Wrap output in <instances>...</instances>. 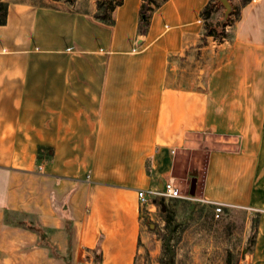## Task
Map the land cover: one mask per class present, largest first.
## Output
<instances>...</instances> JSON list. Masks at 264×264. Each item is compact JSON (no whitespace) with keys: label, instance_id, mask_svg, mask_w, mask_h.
<instances>
[{"label":"crops","instance_id":"0c3cea01","mask_svg":"<svg viewBox=\"0 0 264 264\" xmlns=\"http://www.w3.org/2000/svg\"><path fill=\"white\" fill-rule=\"evenodd\" d=\"M4 1L0 264H134L136 192L169 176L244 209V241L257 217L240 264H264V0L222 40L202 33L207 0H167L144 35L142 0L112 25L94 0Z\"/></svg>","mask_w":264,"mask_h":264},{"label":"trees","instance_id":"16d2710c","mask_svg":"<svg viewBox=\"0 0 264 264\" xmlns=\"http://www.w3.org/2000/svg\"><path fill=\"white\" fill-rule=\"evenodd\" d=\"M96 11L93 14L94 19L106 24L112 25L114 22L113 12L117 6H119L123 0H94ZM167 0H142L138 9V25L137 31L139 35H144L147 32L150 18L152 13L161 7ZM250 0H238L235 6L231 5V11L223 17L222 20L217 21V0H207L202 6L199 12V16L202 19V33L204 35H211L218 40H222L229 36V31L225 30V27H231L237 20L240 8L248 3ZM7 3L4 0H0V25L6 21ZM43 148H39L38 152ZM48 155H52V149L47 150ZM171 205L178 202L177 198H169ZM164 200V199H163ZM180 210L177 211L170 204L164 205L161 208L164 215V229L160 234L161 239V255L163 257L162 262H172L175 259V244L182 240L181 233L188 227L193 225L191 232L198 233L201 228H206L207 233H212L213 236H230L232 228L235 222L232 218L233 212L238 211L241 213L243 224L246 217V211L244 209L230 208L222 206V211L217 218H214L212 203H191L189 200H179ZM180 213V214H179ZM180 215L181 219L176 221V216ZM242 224V229H243ZM257 217H253L251 220V232L248 238L251 244L254 239L256 231ZM240 229V232H242Z\"/></svg>","mask_w":264,"mask_h":264},{"label":"rangeland","instance_id":"374dc122","mask_svg":"<svg viewBox=\"0 0 264 264\" xmlns=\"http://www.w3.org/2000/svg\"><path fill=\"white\" fill-rule=\"evenodd\" d=\"M57 7L83 9L87 6L88 0H42ZM218 1V0H217ZM232 6H235L238 0H229ZM217 9V21L225 18V8L222 4ZM227 17V16H226ZM227 30L230 28L226 26ZM226 30V29H225ZM191 177L187 176L186 180H182L181 184L184 187L190 186ZM177 198L176 203L171 205V200L165 198L156 202L155 209L149 211L142 208L139 216V239L138 251L134 264H172L162 262L161 255V239L160 234L164 229V215L161 208L166 204H170L179 211L182 206ZM192 204L197 201H190ZM200 203V202H198ZM180 214V213H179ZM232 218L235 225L232 228L229 236H213L212 233H207L206 228H201L200 232H191L193 225L188 226L182 233V240L175 244V259L173 264H240V260L244 251L249 248V241L243 239V233L246 223L243 224L241 213L233 212ZM181 219L180 215L176 216V221ZM245 222V221H244ZM243 224V229H242ZM245 225V226H244ZM242 229V232H240ZM95 259L93 264H95Z\"/></svg>","mask_w":264,"mask_h":264},{"label":"built area","instance_id":"2783aa9c","mask_svg":"<svg viewBox=\"0 0 264 264\" xmlns=\"http://www.w3.org/2000/svg\"><path fill=\"white\" fill-rule=\"evenodd\" d=\"M138 204L142 208H146L149 211L155 209L156 202L165 198H181L189 201H197L200 203L208 204L204 199L196 198L194 194H191L189 188L182 186L174 176H169L162 184L160 188H146L139 189L136 192ZM214 204L213 215L217 218L222 211L221 203Z\"/></svg>","mask_w":264,"mask_h":264},{"label":"water","instance_id":"95a60500","mask_svg":"<svg viewBox=\"0 0 264 264\" xmlns=\"http://www.w3.org/2000/svg\"><path fill=\"white\" fill-rule=\"evenodd\" d=\"M219 1L221 2L223 7L225 8L224 15L227 16L230 13V11H231V3H230V1L229 0H219ZM194 190H195V180L192 179L191 183H190V186H189V191H190L191 194H194Z\"/></svg>","mask_w":264,"mask_h":264}]
</instances>
